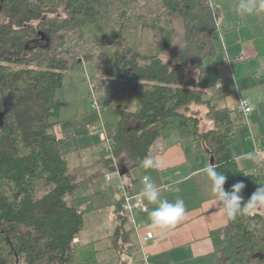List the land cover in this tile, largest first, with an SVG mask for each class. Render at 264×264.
<instances>
[{
    "label": "trees",
    "instance_id": "1",
    "mask_svg": "<svg viewBox=\"0 0 264 264\" xmlns=\"http://www.w3.org/2000/svg\"><path fill=\"white\" fill-rule=\"evenodd\" d=\"M143 1L0 0V264H101L94 242H74L84 212L74 204L73 193L111 173L114 165H124L129 175L141 167L156 140L173 134L213 160L227 176L225 190L243 182L244 202L264 185V161L256 170H244L232 153L243 112L219 107L220 94L208 98L214 36L221 28L218 7L212 0ZM257 15L264 26V12ZM174 23L181 27L184 44L171 65L160 54L172 43ZM92 35L108 50L107 81L94 87L105 92L96 97L100 111L91 108L90 93L89 108L67 120L85 130L102 113H114L115 122L104 124L113 149L102 150L91 167L81 160L73 166L66 138L53 133L66 120L61 118L66 104L57 92L65 74L82 66L67 56L68 42H85ZM189 68L197 71L195 78L187 77ZM122 98L127 101L121 103ZM191 104L207 107L211 130L200 134L199 120L186 114ZM129 121L134 125L126 126ZM125 226L126 220L117 218L111 237L115 251L130 242ZM219 235L226 245L216 252V264H264L263 214H241ZM257 254L262 258H253Z\"/></svg>",
    "mask_w": 264,
    "mask_h": 264
},
{
    "label": "rangeland",
    "instance_id": "2",
    "mask_svg": "<svg viewBox=\"0 0 264 264\" xmlns=\"http://www.w3.org/2000/svg\"><path fill=\"white\" fill-rule=\"evenodd\" d=\"M213 4L219 9L218 25L220 31L214 36L216 55L214 64L208 71V79L211 82V89L208 91V98L212 95L220 94L218 101L219 107L237 106L242 101H248L252 107V113L245 119H242L234 130V141L231 145L232 153L235 156L236 163L240 169L256 170L260 161H264V26L258 21V15L244 16L237 10V0H212ZM140 5L144 4L140 0ZM174 37L169 48L160 57L163 61L171 65L177 63V54L183 47L184 39L181 27L174 23ZM71 36V34H69ZM72 37V36H71ZM75 37V36H74ZM73 37V38H74ZM102 44L99 39L92 35L85 42H68V57L79 61L81 69L75 72L66 73L63 80V87L57 92V97L62 102H67L62 110L61 118L73 116L78 111H85L89 106V96L94 87L103 81H107V72L104 66L105 52L102 50ZM228 57V62L222 61V54ZM247 56L248 60L239 61L237 58ZM87 59L91 61L86 62ZM187 77H196L197 71L189 68L186 72ZM223 81L222 89L219 82ZM218 88V89H217ZM98 90H96L97 92ZM94 91V100L104 94V90L96 93ZM98 95V96H97ZM97 97V98H96ZM11 94L8 102L12 103ZM121 103L127 101L122 98ZM115 104V103H114ZM121 107L127 111H132L131 105L122 104ZM207 107L205 105L191 104L186 112L188 116L196 117L199 120V132L204 134L212 129V122L206 117ZM116 116L112 112L102 113L100 120L94 124L100 127L103 124H112ZM82 122V121H81ZM134 122H128L126 126H133ZM54 132L62 138H66L73 150L77 148H88L95 145L100 137L89 136L85 130L74 128L69 120H65L57 126ZM70 131V133H68ZM175 135V134H174ZM175 138V137H174ZM254 154L255 159L249 157ZM75 157H72L70 164L73 165ZM69 160V159H67ZM133 173L139 174V170ZM105 181L101 178L87 181L81 184L73 193L74 204L83 212V228L80 232L82 244L90 237L91 231L105 232L107 227H103L105 222L108 227L107 217L104 213L95 216L93 206L103 208L105 204L111 201L109 190L108 194L95 198L91 197V189L95 185L104 188ZM91 185H94L93 187ZM105 200V204L103 200ZM264 215V210L257 211ZM104 245L97 247L102 250ZM101 259V256H98ZM2 263V261H0ZM13 264V263H5Z\"/></svg>",
    "mask_w": 264,
    "mask_h": 264
},
{
    "label": "crops",
    "instance_id": "3",
    "mask_svg": "<svg viewBox=\"0 0 264 264\" xmlns=\"http://www.w3.org/2000/svg\"><path fill=\"white\" fill-rule=\"evenodd\" d=\"M221 54L222 61L228 62L227 55L224 52ZM225 57L226 61L224 60ZM219 84H221L219 89H222L224 86L223 81L220 80ZM64 104L67 105V102ZM239 105V103L237 106L230 105V108L235 109ZM65 108L68 107L64 106L63 109ZM81 112L84 111H78L77 113ZM250 114H243V118L245 119ZM71 117L66 116V119ZM55 129H57L56 126L53 129L54 135L57 138H62L54 132ZM177 140V135L173 134L168 140H156L150 147L148 156L158 162L160 165L158 169L145 170L141 166L129 170L127 176L126 173L124 176L118 174V177L121 178L122 183L130 192L140 195L142 189L141 179L144 175H150L154 183L161 189L163 198L169 201H174L177 197L184 199L186 205L185 219L162 235L160 230L153 229L150 226L149 212L155 205L149 204L143 199L148 206V211L138 215L135 221L143 227L141 232H151L153 239L143 248H140L136 236L131 233L130 242L125 241L121 245V250L115 251L112 248L111 237L117 226V219L111 214V208H117V205H120V194L115 189L114 183L106 180V175L101 177L106 182L105 186L102 188L95 185L97 187L91 189V197L106 195L108 193L105 189H107L110 195L112 193L109 197L111 201L105 204V200L102 198L105 204L103 208L97 205L93 206V203L91 208L95 216L104 213L110 227L107 226L106 222L105 225L103 223L102 226H106L107 230L100 232V234H96L98 231H91L89 239L84 242V244L95 243V248L99 251L98 256L102 257L101 259L97 257L101 264H140L142 252L149 254L154 264H216V252L226 245V240L219 233L228 221L225 220L222 211L214 201L213 194L210 191V181L207 179L206 174L201 171L207 166L208 162L213 164V160L196 144L184 146ZM68 144L69 142H66V149L69 151L67 159H69L70 164L72 157H75L73 166L81 160L84 166L91 167L93 161L98 158L103 150V144L99 140L95 145L88 148H77L76 150L67 146ZM121 167L125 168L124 165H114L111 173L117 172ZM137 170H139V174L132 175L131 172ZM89 171H92V168ZM114 181H116V177H114ZM67 199L69 200V198ZM128 227L130 229V226H125L126 229ZM74 242L84 245L80 240V234ZM102 245L105 248L102 250L97 249Z\"/></svg>",
    "mask_w": 264,
    "mask_h": 264
},
{
    "label": "clouds",
    "instance_id": "4",
    "mask_svg": "<svg viewBox=\"0 0 264 264\" xmlns=\"http://www.w3.org/2000/svg\"><path fill=\"white\" fill-rule=\"evenodd\" d=\"M236 7L241 15L254 16L264 12V0H237ZM249 157L255 159L254 154H249ZM141 166L145 170L160 167L158 162L150 156H146L141 160ZM201 171L206 174L207 179L210 181V191L226 221H234L244 213L251 214L264 210V185H260L251 194L250 198L244 202L241 195L245 188L243 182H237L229 190H225L224 185L227 176L222 172H218L215 164L208 162L207 166ZM141 184L140 196L149 204L155 205L149 212L150 226L153 229L160 230L163 235L185 219L186 205L183 198L177 197L174 201L163 198L161 189L154 183L150 175H144ZM145 264H147V261H145Z\"/></svg>",
    "mask_w": 264,
    "mask_h": 264
},
{
    "label": "built area",
    "instance_id": "5",
    "mask_svg": "<svg viewBox=\"0 0 264 264\" xmlns=\"http://www.w3.org/2000/svg\"><path fill=\"white\" fill-rule=\"evenodd\" d=\"M239 61L248 60L247 56L237 58ZM227 60L226 57L224 59ZM92 97L90 99V106L92 109L97 112L100 111V107L97 102L94 100L93 91ZM239 108L243 112V114H250L252 112V107L248 101H242L239 105ZM87 134L89 136L100 137L101 143L103 144V151L107 154L110 153L113 149V141L111 138L107 136L106 126L101 125L100 127H95L94 125H88L85 128ZM114 177H116V181H114ZM106 180L110 183H114L115 189L120 194V205L118 208H111V214L117 219L122 218L126 220L127 226H130V232L136 236L137 242L140 248H143L148 242L153 239V234L149 231L141 232L142 226L138 225L135 221L138 215L144 214L148 211V206L146 202L140 195L133 194L128 190V188L122 183L121 178L118 177V173H108L105 176ZM154 264L151 260V257L146 252H142L140 264Z\"/></svg>",
    "mask_w": 264,
    "mask_h": 264
},
{
    "label": "water",
    "instance_id": "6",
    "mask_svg": "<svg viewBox=\"0 0 264 264\" xmlns=\"http://www.w3.org/2000/svg\"><path fill=\"white\" fill-rule=\"evenodd\" d=\"M2 116H3V114L0 113V120H1ZM127 172H128V170H127L126 167H125V168H122V167H121V168H119V169L117 170V173H118L120 176H124ZM253 258H262V256H261L260 254H257V255H254Z\"/></svg>",
    "mask_w": 264,
    "mask_h": 264
}]
</instances>
